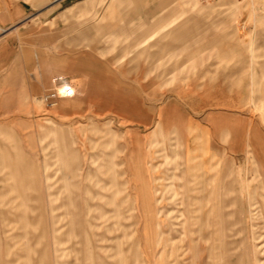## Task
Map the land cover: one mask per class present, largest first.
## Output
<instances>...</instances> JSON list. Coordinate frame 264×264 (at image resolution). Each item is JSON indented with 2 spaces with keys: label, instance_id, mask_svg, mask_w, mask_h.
I'll return each mask as SVG.
<instances>
[{
  "label": "rangeland",
  "instance_id": "rangeland-1",
  "mask_svg": "<svg viewBox=\"0 0 264 264\" xmlns=\"http://www.w3.org/2000/svg\"><path fill=\"white\" fill-rule=\"evenodd\" d=\"M181 1L160 0L155 10H176L182 4L196 13L218 0ZM233 4L234 10L240 8ZM52 6L51 0H0V41L14 34L15 27L26 32L31 27L27 35L33 34L32 39L19 34V55L42 63L52 38L51 53L65 56L72 40L64 29L50 33L47 23L32 18L2 28L33 9ZM72 36L78 37L75 49L80 48L79 35ZM233 39L240 41L235 33ZM28 47L31 54L26 55ZM148 52L136 50L139 59ZM167 68L164 79L160 74ZM191 68H184L185 78ZM200 68L202 80L182 83L175 66L153 67L158 81L147 92L141 86L148 82L126 83L137 85L138 98L126 97L121 103L136 101L137 121L151 115L159 120L158 108L174 99L180 85H205L226 67ZM39 74L50 77V86L33 101L34 115H26L39 125H25L19 132V153L10 140L9 163L0 174V264H264V103L234 109L238 118L246 116L259 125H230L227 142L224 132L197 139L195 125H185L184 133L179 125H134L114 112L118 105L112 103L106 113L95 112L93 105L88 113L74 108L61 120L70 125H54L51 117L59 120V102L78 103H45L44 96L56 91L51 84L55 77L43 64ZM199 114L194 116L203 117ZM92 122L103 125H86ZM211 138L219 147H204ZM70 157L73 179L62 165ZM215 168L223 172L225 196L215 188L216 181L217 186L223 181L215 180Z\"/></svg>",
  "mask_w": 264,
  "mask_h": 264
},
{
  "label": "crops",
  "instance_id": "crops-1",
  "mask_svg": "<svg viewBox=\"0 0 264 264\" xmlns=\"http://www.w3.org/2000/svg\"><path fill=\"white\" fill-rule=\"evenodd\" d=\"M159 2L66 0L60 5L33 9L28 17L22 15L2 26L7 28L32 18V21L38 20L40 24L43 21L47 23L50 33L56 34L64 29L66 34H71L72 41L68 43L70 48L66 50L65 56L57 57L51 53L53 40L50 38V52L42 63L35 56L19 55V34L22 32L26 39H32L33 34L27 35L32 33L31 27L26 29L29 32L19 31L21 27H15L14 34L0 41V174L2 165L8 166L9 163L10 140L19 153L22 146L17 143L20 142L19 132L24 130L25 125H39L35 120L26 118V115H34L33 101L40 98L50 86V77L39 74L42 64L55 77L51 81L53 89L69 87L77 93L76 97L64 98L78 103L77 106L59 102L60 121L51 117L54 125H70L61 120L67 119L74 108L88 113L89 107L93 105L96 107L95 112L106 113L112 110L110 103L112 106L118 105V110L114 108L113 111L134 125H179L178 130L183 133L185 125H195L197 139L203 133L210 136L224 132L227 142L230 125H259L258 121L250 122L246 116L238 118L237 110L234 109L252 102H256L257 106L264 103V0H218L196 13L186 11L182 4H178L176 10H155L160 6ZM235 2L240 4L238 10L233 9ZM159 32L160 37H155ZM234 33L239 36V42H234ZM74 34L79 35L80 48L75 49L78 37L73 38ZM143 48L149 52L144 59H139L136 50ZM30 52L31 48L28 47L23 53L29 55ZM169 65L176 67L177 81L182 83L202 80L204 70L200 67L226 68L214 74L215 79H208L209 83L205 85L193 83L191 88L180 85L175 96H172L174 99H169L158 108L159 120L153 121L151 115L146 117V121H137L139 108L136 101L122 104L120 100L138 98L137 85L128 86L126 83L148 82L150 84L147 87L141 86V91L147 92L153 82L158 81L153 77V67ZM186 66L192 67L191 74H187L189 78H185ZM167 72L168 68L162 70L161 77L165 79ZM212 72L210 70L209 73L213 77ZM164 94L161 95L168 96V93ZM200 112L202 118L194 116ZM147 113L146 108L145 115ZM86 125L103 124L92 122ZM200 125L210 127L203 129ZM11 133H17L18 138H12ZM214 140L209 139L211 143L204 147H219L220 144ZM14 162L19 163L17 160ZM217 170L215 168V180L218 178L222 181L223 172L219 173L218 170L217 176ZM217 187L220 195H225L224 180L221 183L219 181L218 186L216 181Z\"/></svg>",
  "mask_w": 264,
  "mask_h": 264
},
{
  "label": "built area",
  "instance_id": "built-area-1",
  "mask_svg": "<svg viewBox=\"0 0 264 264\" xmlns=\"http://www.w3.org/2000/svg\"><path fill=\"white\" fill-rule=\"evenodd\" d=\"M66 0H51V4L55 5H60L62 3H64ZM66 90V94L63 96V98H69L73 96V90L70 89L69 87H65ZM59 99V95L57 93V91L53 92V93H49L47 95L44 96L43 101L45 103H47L48 105L52 106L54 105L53 103Z\"/></svg>",
  "mask_w": 264,
  "mask_h": 264
},
{
  "label": "bare ground",
  "instance_id": "bare-ground-1",
  "mask_svg": "<svg viewBox=\"0 0 264 264\" xmlns=\"http://www.w3.org/2000/svg\"><path fill=\"white\" fill-rule=\"evenodd\" d=\"M62 90H63V94L62 95H60L59 94V90L57 89L56 91H57V93H58V95H59V99H64L63 98V96L66 94V90H65V88H62ZM72 157H70V161H69V164L67 163V164H64L62 161V165H64L65 166V170H66V172H68V175H69V178L70 179H73L74 177H75V171H74V169L72 168V167H70L71 166V163H72V159H71ZM89 177L88 178H90V174L88 175ZM190 179V178H189ZM188 183V182H187ZM224 195V194H223ZM225 196V195H224Z\"/></svg>",
  "mask_w": 264,
  "mask_h": 264
}]
</instances>
